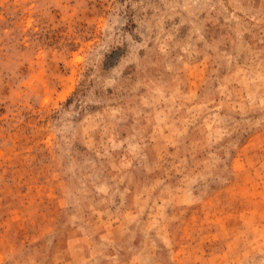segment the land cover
<instances>
[{
  "label": "rangeland",
  "instance_id": "374dc122",
  "mask_svg": "<svg viewBox=\"0 0 264 264\" xmlns=\"http://www.w3.org/2000/svg\"><path fill=\"white\" fill-rule=\"evenodd\" d=\"M0 264H264V0H0Z\"/></svg>",
  "mask_w": 264,
  "mask_h": 264
}]
</instances>
